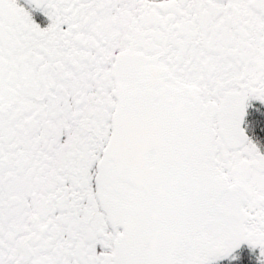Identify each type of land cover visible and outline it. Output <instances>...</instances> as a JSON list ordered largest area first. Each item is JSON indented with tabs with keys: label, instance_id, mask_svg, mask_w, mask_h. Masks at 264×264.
I'll use <instances>...</instances> for the list:
<instances>
[{
	"label": "snow or ice",
	"instance_id": "6c2138e0",
	"mask_svg": "<svg viewBox=\"0 0 264 264\" xmlns=\"http://www.w3.org/2000/svg\"><path fill=\"white\" fill-rule=\"evenodd\" d=\"M0 264H264V0H0Z\"/></svg>",
	"mask_w": 264,
	"mask_h": 264
}]
</instances>
